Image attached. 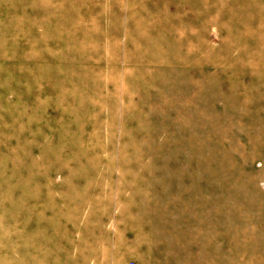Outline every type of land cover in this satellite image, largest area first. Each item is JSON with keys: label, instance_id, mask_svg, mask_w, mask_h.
Segmentation results:
<instances>
[{"label": "rangeland", "instance_id": "374dc122", "mask_svg": "<svg viewBox=\"0 0 264 264\" xmlns=\"http://www.w3.org/2000/svg\"><path fill=\"white\" fill-rule=\"evenodd\" d=\"M0 264H264V0H0Z\"/></svg>", "mask_w": 264, "mask_h": 264}]
</instances>
